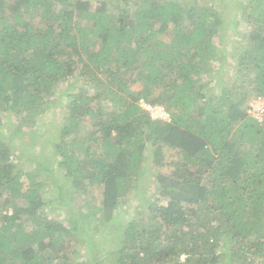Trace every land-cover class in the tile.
I'll list each match as a JSON object with an SVG mask.
<instances>
[{"label":"trees","instance_id":"1","mask_svg":"<svg viewBox=\"0 0 264 264\" xmlns=\"http://www.w3.org/2000/svg\"><path fill=\"white\" fill-rule=\"evenodd\" d=\"M234 4L229 54L214 3L0 0V264H264V0ZM60 104L52 156L23 165V126Z\"/></svg>","mask_w":264,"mask_h":264},{"label":"rangeland","instance_id":"2","mask_svg":"<svg viewBox=\"0 0 264 264\" xmlns=\"http://www.w3.org/2000/svg\"><path fill=\"white\" fill-rule=\"evenodd\" d=\"M99 1L100 0H92V3L93 5H96L97 3H99ZM106 1L108 2V4H110L111 7H116L118 4L121 3V0H106ZM194 1H197L199 3H214L216 8L220 11V13L223 14V16H225L227 21L226 25L229 28V30L225 32L228 38L227 47L229 54H232L234 51L231 47V40L239 38L241 36L246 37L249 34V32L247 33L246 23L243 20L241 21V23H238V25H236L237 29H234L233 26L230 27V25L234 24V19H232L233 17H230L229 14L231 12H234L233 8H235V4H234L235 0H194ZM241 1L248 3L249 0H241ZM237 12L238 11H236L235 13L238 15L239 13ZM230 65L233 68V64ZM225 82L229 85L228 80H226ZM79 83L81 84V81ZM63 87L66 88L67 85H63ZM63 111L64 108L60 104L58 105L57 108L49 109L47 110V112L43 113L38 119H36V122L33 126H23V132L21 133V137H22L21 139L23 140L19 141V143L22 144V147L24 146L23 153L25 154H22V156H25V158L23 161V165H26L27 167L30 168V166H32L34 163L31 162L29 159H31V157L33 159L34 158L36 159L35 157L36 155H38V157L43 156L47 158H49L48 156H52L51 142L57 140L58 139L57 137L60 134V126L62 125V122H64ZM1 116L2 118H0V124L5 123L7 121V116L5 114H2ZM8 120L9 121L7 122V124H5V129L7 131L9 130L10 132H14L15 125L17 124L16 121L17 119L12 118ZM86 126L87 125H85L83 129H85ZM170 150L171 149H166L167 152L165 151L166 153H168V156L169 153L171 152ZM175 155L176 154L172 151L169 157L173 158ZM151 165L153 166V164ZM53 166L54 168H58L57 165H53ZM153 173L155 172L153 171ZM152 180H151V176L147 175L145 177V185L147 183L148 184L151 183ZM150 188L151 187L145 189L144 191L143 189L142 190L140 189V191L135 192L136 194L132 193L127 196L126 200L123 202L122 205V208L125 211H122L124 213L119 216V220L122 219L128 221L127 215L129 212L134 211L136 212V214H138V212L136 211L137 209L145 208V200L143 198L144 196L143 194L148 193ZM127 221H125V223ZM99 236L100 237L96 239L97 240L96 248L101 250V256L104 255L103 252L106 251L109 252L111 250H114L116 246L118 247L120 246L119 240L113 239L111 232L107 233L105 236L104 235H99Z\"/></svg>","mask_w":264,"mask_h":264},{"label":"built area","instance_id":"3","mask_svg":"<svg viewBox=\"0 0 264 264\" xmlns=\"http://www.w3.org/2000/svg\"><path fill=\"white\" fill-rule=\"evenodd\" d=\"M140 104L149 110L153 117L171 119L170 113L162 105H153L141 100ZM248 113L258 120L264 119V97H255L249 101Z\"/></svg>","mask_w":264,"mask_h":264}]
</instances>
